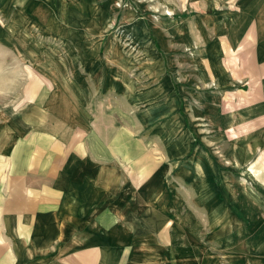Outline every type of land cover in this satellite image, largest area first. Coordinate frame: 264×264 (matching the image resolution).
Instances as JSON below:
<instances>
[{
    "label": "crops",
    "instance_id": "obj_1",
    "mask_svg": "<svg viewBox=\"0 0 264 264\" xmlns=\"http://www.w3.org/2000/svg\"><path fill=\"white\" fill-rule=\"evenodd\" d=\"M16 1L0 0V264H185L191 237L231 234L264 198V0L154 24L167 67L147 83L61 39L66 5Z\"/></svg>",
    "mask_w": 264,
    "mask_h": 264
},
{
    "label": "rangeland",
    "instance_id": "obj_2",
    "mask_svg": "<svg viewBox=\"0 0 264 264\" xmlns=\"http://www.w3.org/2000/svg\"><path fill=\"white\" fill-rule=\"evenodd\" d=\"M17 0L16 3H25ZM31 1V0H30ZM47 5L44 15L47 19L56 14L60 5H66L61 12V39H90L85 53L93 57L106 55L109 67L123 66V60L116 55L125 54L126 67L131 70L130 78L137 77L141 83L149 80V71L167 67L164 41L153 32V25L183 15L182 9L193 0H32ZM207 1V0H206ZM11 15V13H10ZM9 13L0 9V39L7 38ZM57 16V14H56ZM47 25H50L47 24ZM58 25V26H59ZM53 27V26H50ZM71 27V28H70ZM68 29V30H67ZM142 39H135L138 31ZM29 36L35 39L37 36ZM47 39H53L51 37ZM135 39V40H134ZM69 53L73 46L63 50ZM59 46H62L59 47ZM69 47V46H68ZM1 52V51H0ZM155 53L159 60L155 59ZM2 54H0V58ZM128 60L131 65L127 66ZM4 62L0 60V64ZM246 206V205H244ZM246 217L232 223L231 234L208 230V234L191 237L189 250L184 252L185 264H264V198L255 199ZM224 223V222H223ZM222 223V224H223Z\"/></svg>",
    "mask_w": 264,
    "mask_h": 264
}]
</instances>
